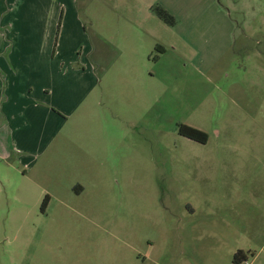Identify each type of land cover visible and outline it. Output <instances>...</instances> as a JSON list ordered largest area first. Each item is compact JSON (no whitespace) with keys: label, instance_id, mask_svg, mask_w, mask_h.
Returning a JSON list of instances; mask_svg holds the SVG:
<instances>
[{"label":"rangeland","instance_id":"obj_1","mask_svg":"<svg viewBox=\"0 0 264 264\" xmlns=\"http://www.w3.org/2000/svg\"><path fill=\"white\" fill-rule=\"evenodd\" d=\"M12 4L0 0V13ZM75 8L101 48L111 103L133 122L105 129L97 167L44 178L56 198L0 159V264H234L240 250L264 264V0Z\"/></svg>","mask_w":264,"mask_h":264},{"label":"crops","instance_id":"obj_2","mask_svg":"<svg viewBox=\"0 0 264 264\" xmlns=\"http://www.w3.org/2000/svg\"><path fill=\"white\" fill-rule=\"evenodd\" d=\"M7 1L12 6L0 13V159L56 198L44 178L59 173L64 180L75 169L97 167L105 129L133 120L111 103L116 91L104 84L102 51L77 0ZM160 45L180 53L178 42ZM129 88L131 109L137 87Z\"/></svg>","mask_w":264,"mask_h":264},{"label":"trees","instance_id":"obj_3","mask_svg":"<svg viewBox=\"0 0 264 264\" xmlns=\"http://www.w3.org/2000/svg\"><path fill=\"white\" fill-rule=\"evenodd\" d=\"M159 16L164 19L168 24L173 25L175 23V18L172 16L168 11L165 9H160L158 12ZM161 51H163L162 48H159ZM180 133L186 137H189L195 141L206 143L209 139V135L196 127L189 126L186 124H182L179 129ZM48 197L45 198V201L43 203V208L46 207L48 203ZM247 260V253H245L243 250L238 251L234 256V264H244Z\"/></svg>","mask_w":264,"mask_h":264}]
</instances>
